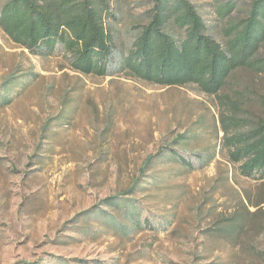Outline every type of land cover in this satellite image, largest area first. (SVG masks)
I'll return each mask as SVG.
<instances>
[{
    "label": "rangeland",
    "instance_id": "rangeland-1",
    "mask_svg": "<svg viewBox=\"0 0 264 264\" xmlns=\"http://www.w3.org/2000/svg\"><path fill=\"white\" fill-rule=\"evenodd\" d=\"M141 1L114 0L105 76L71 70L59 49L31 54L0 32V86L15 74L9 103L0 102V264H264V182L230 161L222 127L231 116L247 127L264 120V74L239 69L217 96L120 70L133 26L145 21ZM190 1L211 12L217 0ZM253 1L237 0L214 24L244 18ZM151 155L134 195L150 222L128 238L102 221L86 231V215L74 222L125 192Z\"/></svg>",
    "mask_w": 264,
    "mask_h": 264
},
{
    "label": "trees",
    "instance_id": "trees-1",
    "mask_svg": "<svg viewBox=\"0 0 264 264\" xmlns=\"http://www.w3.org/2000/svg\"><path fill=\"white\" fill-rule=\"evenodd\" d=\"M236 1L217 0L210 5L211 12L190 0L141 1L138 7H144L145 21L133 26L138 35L121 57L120 70L162 86L192 84L217 96L239 69L264 74V57L257 55L264 42V0H254L238 21H229L225 27L214 24L232 13ZM208 15L214 16L213 23ZM118 16L114 0H6L0 7V32L31 54L46 56L59 49L68 57L71 70L105 76ZM14 78L15 74L9 75L0 86L2 105L9 103L6 94ZM222 127L230 161L239 163L242 175L264 182V120L247 127L231 116L222 120ZM168 151L193 167L178 150ZM153 158H147L125 192L80 212L74 222L86 215L91 219L82 225L86 231L102 221L121 238L150 222L141 218L134 195Z\"/></svg>",
    "mask_w": 264,
    "mask_h": 264
}]
</instances>
